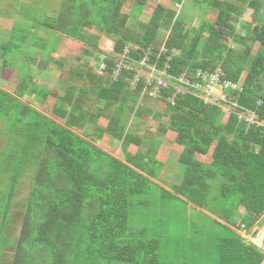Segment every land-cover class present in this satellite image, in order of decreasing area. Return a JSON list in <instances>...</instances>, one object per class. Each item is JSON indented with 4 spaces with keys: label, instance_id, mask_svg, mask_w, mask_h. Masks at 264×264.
Returning <instances> with one entry per match:
<instances>
[{
    "label": "trees",
    "instance_id": "trees-1",
    "mask_svg": "<svg viewBox=\"0 0 264 264\" xmlns=\"http://www.w3.org/2000/svg\"><path fill=\"white\" fill-rule=\"evenodd\" d=\"M126 1L63 0L55 15L34 6L24 12L25 22L15 21L8 38L0 42L2 68L9 66L12 55L22 54L21 45L32 54L37 47V53L48 56L50 40L37 37L38 29L89 45L94 50L84 49L87 56H93L98 44L83 35V27L94 26L113 43L112 51L103 54L102 74L86 61L70 64L59 84L62 91L34 82L24 64L15 65L20 79L13 92L0 89V123L6 134L0 178L5 174L9 180L0 224V264L6 247L12 250L6 264H259L264 254L244 243L237 230L264 223V26L244 23L241 17L250 9L253 20H258L256 15L264 14V0H190L215 11L212 22L190 29L175 10L161 4L146 22L129 25V18L140 15L149 0H133L129 14H123ZM238 25L244 35L237 32ZM228 31L239 48L229 46ZM126 48L132 63L150 49V60L175 79L184 75L193 81L196 70H222L241 90H228L230 102L213 104L190 93L175 94L172 103L171 85L151 98L142 94L143 83L131 88L133 70L123 69L112 78ZM25 61L35 63L32 56ZM56 63L64 68L62 62ZM48 96L54 98L52 113L62 123L27 101L33 98L42 105ZM145 115L157 122L154 131ZM251 115L254 123L246 126L245 117ZM132 117L137 119L135 126L129 124ZM162 117L165 123L160 122ZM101 118L107 121L105 127L98 125ZM85 128L98 139L107 135L119 141L123 159L77 134ZM169 130L181 148L178 183L162 180L164 164L156 159L159 137ZM131 145L134 153L128 151ZM210 149L209 162L197 158ZM26 170H31V187L23 200L18 235L10 238L5 219ZM212 187L217 190L213 199ZM156 198L181 200L202 215L215 217L227 233L207 240L212 257L202 255L205 243L197 237L186 243L182 236L171 251L180 255L190 248L197 251L196 258L162 260V232L137 226L131 217L139 213L142 218Z\"/></svg>",
    "mask_w": 264,
    "mask_h": 264
},
{
    "label": "rangeland",
    "instance_id": "rangeland-1",
    "mask_svg": "<svg viewBox=\"0 0 264 264\" xmlns=\"http://www.w3.org/2000/svg\"><path fill=\"white\" fill-rule=\"evenodd\" d=\"M63 0H0V42L8 38V34L15 21L25 22L24 12L28 11L31 7L39 6L42 9L47 10L49 15H55L57 12L59 4ZM133 0H127L123 9V14H129L132 7ZM156 4H161L172 10H175L184 20L185 27L196 28L202 21H213L215 11L206 7L199 5H194L190 0H184L183 4L177 3L176 0H149L145 7H143L140 15L136 17H130L128 20L129 25H133L136 20L146 22L151 14L152 9ZM258 20H253V15L250 9L241 17V21L244 23H250L252 25H262L264 26V14L256 15ZM263 23V24H262ZM83 35L87 38H91L97 41V48L93 52V56H87L83 53L84 49L92 50L93 48L89 45L83 44L70 39L69 37L62 35L57 32H51L47 29H38L36 31V36L43 38L47 42L46 48L48 56L43 57L40 53H37L38 48L35 47L31 52V49L26 45H21L20 51L22 54H14L9 58V66L7 68L1 67L0 59V89L6 90L7 92H13L19 79L20 73L17 71L15 65L24 64L31 71L33 75V81L39 83L45 88L55 92V89L62 91L59 87L62 79L67 76V69L70 64L79 63L81 61H86L93 68L95 72H99L101 66L104 64L103 60L106 56L103 54L110 53L112 51L113 43L104 35L97 32L94 26L83 27ZM237 32L244 35L245 30L238 25ZM229 40L228 44L232 48H239L238 44L232 39L233 34L229 31L226 33ZM30 41H34L30 39ZM21 44V43H20ZM257 49V45H254L253 52ZM94 50V49H93ZM28 56H32L35 60L33 65H28L23 62ZM56 61L63 63L64 68H60ZM24 68V67H23ZM58 91V92H59ZM27 101L31 106L39 110L46 116L62 123L61 119L56 118L52 113V106L54 104V98L48 96L44 104L40 105L33 98H28ZM144 120L149 122V128L155 130L157 122L154 121L150 116L145 115ZM160 122L165 123V118H161ZM106 119L101 118L98 121V125L101 127L106 126ZM130 126H135L137 124V119L132 117L129 121ZM77 134L83 136L85 139L91 141L94 145L99 147L101 150L113 155L114 157L122 160V152L120 142L107 136L103 135L100 139L93 135L91 128H85L82 131H76ZM175 133L171 130L167 131L165 135L160 136V144L156 153V159L164 164L162 169V180L170 183H178L179 179L182 177V168L177 162L178 155L181 148L174 142ZM6 141L5 128L0 123V159L2 157V152L4 149ZM136 148L134 146H129L128 151L134 153ZM210 152L205 156H197L198 159L209 162ZM31 170L24 171L22 177L18 180L14 195L11 200V205L9 207L8 215L5 219L7 234L10 238H15L20 229L21 219H22V208L23 200L26 199L30 187H31ZM158 182V181H157ZM160 183V182H158ZM165 184V183H164ZM9 180L4 174L0 178V224L2 222V211L6 202L7 192H8ZM217 190L212 187L209 195L211 199L215 197ZM163 201V200H162ZM159 199H153L151 206L143 211V217L138 213L135 216H131L135 225L137 226H149L154 228L155 231L162 232L160 240L162 241V260L164 262H180L184 259L190 261L195 257L197 251H191L188 248V252L181 253L180 255H174L175 250V239L179 237H184L181 239L187 243V241L198 238L200 244H204V252L202 255L212 257L214 255L213 249L206 247L207 240L211 238L212 235H218L227 233L225 230L220 229L219 226L214 221L215 217H207L192 209L187 203L183 201H176V199L168 198L166 201L162 202ZM242 209L240 208V212ZM264 224V223H263ZM262 224V225H263ZM188 239V240H187ZM12 254L10 248L2 249L3 264L7 263V259ZM11 258V257H10ZM211 261L207 259L206 262Z\"/></svg>",
    "mask_w": 264,
    "mask_h": 264
},
{
    "label": "built area",
    "instance_id": "built-area-1",
    "mask_svg": "<svg viewBox=\"0 0 264 264\" xmlns=\"http://www.w3.org/2000/svg\"><path fill=\"white\" fill-rule=\"evenodd\" d=\"M131 46H129L130 48ZM128 49L120 55V60L112 71V78L115 80L122 72L123 69L134 71L130 86L136 89L140 83H143L142 94L151 98L158 96L161 90L171 85L174 88L169 101L173 103L175 94H193L197 95L206 103H219L230 102L226 97L228 90H241L238 83L229 81L222 70L209 72L207 70H196L194 72V80L191 81L185 78L184 75L173 78L168 74L165 68L160 69L157 67L156 62H152L149 58L151 54L150 49L146 50L138 62L132 63L127 57ZM166 67L167 65L164 64ZM105 71V64H103L98 73L102 74ZM239 119L244 118L243 114H239ZM246 126L253 124L254 120L252 115L245 117ZM240 234L242 241L256 250L264 254V224L254 226L250 230H246L241 226L237 230Z\"/></svg>",
    "mask_w": 264,
    "mask_h": 264
},
{
    "label": "water",
    "instance_id": "water-1",
    "mask_svg": "<svg viewBox=\"0 0 264 264\" xmlns=\"http://www.w3.org/2000/svg\"><path fill=\"white\" fill-rule=\"evenodd\" d=\"M259 264H264V258L262 259V261Z\"/></svg>",
    "mask_w": 264,
    "mask_h": 264
}]
</instances>
